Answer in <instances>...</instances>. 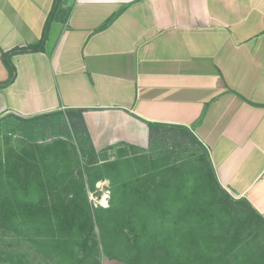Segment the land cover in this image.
<instances>
[{"label": "crops", "instance_id": "0c3cea01", "mask_svg": "<svg viewBox=\"0 0 264 264\" xmlns=\"http://www.w3.org/2000/svg\"><path fill=\"white\" fill-rule=\"evenodd\" d=\"M53 0H0L1 54L39 41ZM43 51L11 56L0 118L82 109L96 153L186 129L220 186L264 217V0H61ZM112 15L111 22L99 27ZM101 264H124L105 259Z\"/></svg>", "mask_w": 264, "mask_h": 264}, {"label": "trees", "instance_id": "16d2710c", "mask_svg": "<svg viewBox=\"0 0 264 264\" xmlns=\"http://www.w3.org/2000/svg\"><path fill=\"white\" fill-rule=\"evenodd\" d=\"M67 16L61 0H53L39 41L2 52L8 77L0 87L15 79L11 56L43 51L51 22ZM64 113L92 154L90 180L86 184L81 174L74 178L56 168V156L59 160L68 151L63 139L35 145L32 153L7 152L4 161L0 159V264H33L29 257L34 247L48 254H71L76 264H101V253L124 264H264V252L257 253L255 247L263 238L264 217L247 199L234 198L220 186L207 151L195 137L183 147L184 157H178L181 135L170 136L172 142L160 147L147 176L137 174L113 185L116 201L94 206L88 191L105 175L129 169L127 150H118L112 160L98 158L82 109ZM148 125L154 140L161 125ZM18 189L24 196H17ZM35 193L37 198H27Z\"/></svg>", "mask_w": 264, "mask_h": 264}, {"label": "rangeland", "instance_id": "374dc122", "mask_svg": "<svg viewBox=\"0 0 264 264\" xmlns=\"http://www.w3.org/2000/svg\"><path fill=\"white\" fill-rule=\"evenodd\" d=\"M177 134L181 135L180 139L182 141V145H180L179 148H176V150L179 151L175 154V156L184 157V153H186V151L183 150V147L188 144V141H190V139H188V135L184 132L172 133L170 131L162 133V139L160 138L158 141L157 139L151 140L150 144L145 149L131 148L127 150V153L125 154L127 156L124 158H127L129 160L128 163L131 164L129 169L127 168V170L122 174H107L102 179L98 180L95 183V188L88 191V197L92 204L94 206L108 207L111 200L116 201L117 193H111L113 185L121 183L122 181H125L137 174L147 176L148 171L152 167L151 162L153 161L155 154L159 152L166 143L172 142L170 136L172 137ZM62 139L67 143L66 149L68 151L67 153L65 152V154L59 155V160H57L58 157L56 156L54 159V163L57 166L56 168H58L59 172H64L65 174L71 173L74 178H77L81 174L87 184V181L90 180L87 169L91 167L90 159L92 156H90L91 153L85 141H80L77 138V135L73 132L65 115L55 113L47 117L29 121L6 119L4 117L0 118V159H3V161L10 152L15 153L26 150L28 153H32L35 145H47L51 143L58 144L57 140ZM98 156V158L106 157L111 160L116 158L115 155H111L108 151L99 153ZM34 159L36 160L35 162L38 163L36 155ZM103 161L106 160L99 161V163ZM21 191L18 189L17 196H24V193ZM37 197V193L27 196V198ZM224 218L226 217L224 216ZM95 234V237L98 239L99 230L97 227H95ZM261 234L264 238V232ZM263 238L260 236L257 239L259 242L256 241L255 247L258 249L257 253L260 251L264 252ZM100 246L101 245L99 244L97 247L99 250L101 248ZM44 250L45 249L43 248L39 250L34 247V250H31L32 252L30 251L31 253L29 258L33 260V264H76L75 257L71 254H61V256H59L54 255L53 253L48 254ZM105 259L110 258L101 253L99 256L100 263H102Z\"/></svg>", "mask_w": 264, "mask_h": 264}]
</instances>
